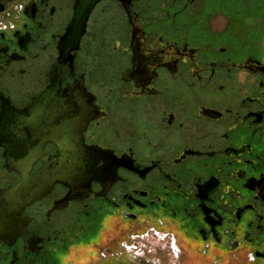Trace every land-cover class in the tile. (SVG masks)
<instances>
[{"label":"flooded vegetation","instance_id":"obj_1","mask_svg":"<svg viewBox=\"0 0 264 264\" xmlns=\"http://www.w3.org/2000/svg\"><path fill=\"white\" fill-rule=\"evenodd\" d=\"M81 2L0 0V264H264V0Z\"/></svg>","mask_w":264,"mask_h":264},{"label":"built area","instance_id":"obj_2","mask_svg":"<svg viewBox=\"0 0 264 264\" xmlns=\"http://www.w3.org/2000/svg\"><path fill=\"white\" fill-rule=\"evenodd\" d=\"M5 28V26L3 24H0V31L3 30ZM166 235L162 234L160 232L155 231L154 229L149 230L148 232L141 234V235H134L133 239L134 240H138V239H142L143 240V244L141 245V247L143 246L145 248V250H142L140 248V246L137 248L136 246H129L127 244H123L122 248L126 249L129 253H127L129 256L132 255L133 253L131 252V249H141V252H152L155 250V248H163V249H167L170 251L171 255L177 256L178 255V248L177 245L175 243L174 238L171 237L170 241L168 244L164 243L165 239H166ZM163 240V242L160 243V245L162 246H157L154 242L155 241H160ZM167 247V248H166Z\"/></svg>","mask_w":264,"mask_h":264},{"label":"rangeland","instance_id":"obj_3","mask_svg":"<svg viewBox=\"0 0 264 264\" xmlns=\"http://www.w3.org/2000/svg\"><path fill=\"white\" fill-rule=\"evenodd\" d=\"M139 241H141L142 242V244L144 243L143 242V240L142 239H138ZM161 242H163V240H161L160 239V241L159 242H157V245L158 244H160ZM130 247H131V245H129ZM80 248V247H79ZM81 248H82V246H81ZM80 248V249H81ZM140 248L142 249V250H145V248L142 246H140ZM141 249H131V252L132 253H134L135 254V256H136V258L138 259V260H136L137 262H141V261H143V259L145 258L144 257V255L145 254H147L146 252H141ZM158 250V247L157 248H155V250ZM119 250L121 251H123V252H125V253H129L126 249H123L122 247H119ZM154 250V251H155ZM72 257H74V259L73 260H77L76 258H78L77 256H78V254L76 255V252L74 253V252H72V255H71ZM175 258L174 257H172L171 255L170 256H168V257H166V259H165V263L166 264H174V262H176V260H174ZM182 258H180L177 262H176V264H184V263H186L187 261L186 260H183Z\"/></svg>","mask_w":264,"mask_h":264},{"label":"water","instance_id":"obj_4","mask_svg":"<svg viewBox=\"0 0 264 264\" xmlns=\"http://www.w3.org/2000/svg\"><path fill=\"white\" fill-rule=\"evenodd\" d=\"M101 0H82L81 3H83L86 7V11L88 14L91 12V10L96 6V4Z\"/></svg>","mask_w":264,"mask_h":264},{"label":"crops","instance_id":"obj_5","mask_svg":"<svg viewBox=\"0 0 264 264\" xmlns=\"http://www.w3.org/2000/svg\"><path fill=\"white\" fill-rule=\"evenodd\" d=\"M207 264H211V263H207Z\"/></svg>","mask_w":264,"mask_h":264}]
</instances>
